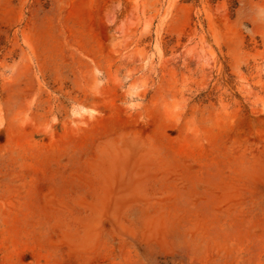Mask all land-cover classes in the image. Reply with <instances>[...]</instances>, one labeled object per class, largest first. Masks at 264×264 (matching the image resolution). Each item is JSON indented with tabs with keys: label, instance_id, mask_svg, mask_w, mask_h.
<instances>
[{
	"label": "rangeland",
	"instance_id": "rangeland-1",
	"mask_svg": "<svg viewBox=\"0 0 264 264\" xmlns=\"http://www.w3.org/2000/svg\"><path fill=\"white\" fill-rule=\"evenodd\" d=\"M0 264H264V0H0Z\"/></svg>",
	"mask_w": 264,
	"mask_h": 264
}]
</instances>
